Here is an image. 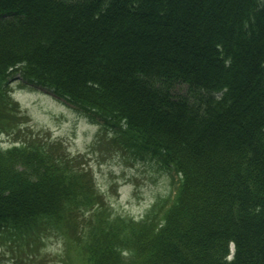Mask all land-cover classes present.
<instances>
[{"label": "trees", "instance_id": "16d2710c", "mask_svg": "<svg viewBox=\"0 0 264 264\" xmlns=\"http://www.w3.org/2000/svg\"><path fill=\"white\" fill-rule=\"evenodd\" d=\"M15 76L177 176L135 219L62 142L0 147V236L64 239L28 264H264V1L0 0V133L20 131Z\"/></svg>", "mask_w": 264, "mask_h": 264}, {"label": "rangeland", "instance_id": "374dc122", "mask_svg": "<svg viewBox=\"0 0 264 264\" xmlns=\"http://www.w3.org/2000/svg\"><path fill=\"white\" fill-rule=\"evenodd\" d=\"M264 1V0H261ZM13 96L23 114L19 119L20 131L1 133L0 147L4 148L37 133L57 140L71 154H81V164L91 169L96 187L103 193L112 212L138 219L161 197L170 196L177 176L147 158L139 159L130 151L112 148L111 131L100 132V122L78 111L64 99L42 87L26 84L16 76L12 82ZM179 94L197 93L185 83H177ZM199 92L205 93V90ZM63 237L47 229L35 241H24L0 236V264H28L27 252L37 253L45 260L56 263L64 260ZM36 243V244H35ZM28 256V255H27Z\"/></svg>", "mask_w": 264, "mask_h": 264}]
</instances>
